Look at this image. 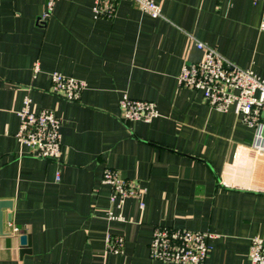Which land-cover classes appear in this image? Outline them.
Segmentation results:
<instances>
[{"label":"crops","instance_id":"1","mask_svg":"<svg viewBox=\"0 0 264 264\" xmlns=\"http://www.w3.org/2000/svg\"><path fill=\"white\" fill-rule=\"evenodd\" d=\"M156 1L158 19L132 0L108 17L95 15V0H57L45 21L48 0H0V264H175L150 258L156 226L210 232L206 264H250L251 239H264L256 130L179 76L203 59L202 42L264 80L262 3ZM52 72L86 83L78 101L51 91ZM124 94L153 101L160 116L122 120ZM26 96L60 118L58 160L18 143ZM106 168L145 189L144 208L134 198L113 208ZM112 209L124 221H110ZM108 235L124 238L123 253L108 250Z\"/></svg>","mask_w":264,"mask_h":264},{"label":"built area","instance_id":"2","mask_svg":"<svg viewBox=\"0 0 264 264\" xmlns=\"http://www.w3.org/2000/svg\"><path fill=\"white\" fill-rule=\"evenodd\" d=\"M57 0H48L47 9L42 15L48 20L55 8ZM119 0H95L93 12L96 16L108 17L115 11ZM141 11L154 19L162 17L160 5L156 0H132ZM222 1V0H219ZM254 4L262 3L261 29L264 30V0H251ZM196 47L204 52V57L198 62L184 65L179 76L180 86L199 91L210 107L218 111L233 109L241 121L256 130V140L252 148L264 153L263 123L261 120L264 109V80L250 69H244L229 63L215 49L202 42H196ZM35 74L39 72L36 65ZM51 91L64 99L76 102L80 99L86 83L74 77L59 72L50 74ZM121 119L133 123H150L160 116L158 107L153 101L134 99L124 94L119 102ZM19 130L16 134L20 145L27 147L31 153L49 159L58 160L61 156L62 137L61 120L49 109H33L32 100L26 96L23 107L18 113ZM59 180V176H57ZM102 183L111 190L110 202L113 208L121 209L130 198L139 201L144 208L145 189L135 180H128L119 171L106 168ZM115 210V209H114ZM113 209L107 213L110 221H124L122 214ZM13 234L20 229L10 222ZM210 232L191 231L183 228L156 226L149 247L152 260L171 262L175 264H206L212 249ZM125 241L121 235H108V250L115 254L123 253ZM250 264H264V239L255 236L251 239L249 251Z\"/></svg>","mask_w":264,"mask_h":264},{"label":"water","instance_id":"3","mask_svg":"<svg viewBox=\"0 0 264 264\" xmlns=\"http://www.w3.org/2000/svg\"><path fill=\"white\" fill-rule=\"evenodd\" d=\"M21 239H22V241L24 242V241L26 240V237L23 236V237H21Z\"/></svg>","mask_w":264,"mask_h":264},{"label":"trees","instance_id":"4","mask_svg":"<svg viewBox=\"0 0 264 264\" xmlns=\"http://www.w3.org/2000/svg\"><path fill=\"white\" fill-rule=\"evenodd\" d=\"M116 6V5H115Z\"/></svg>","mask_w":264,"mask_h":264}]
</instances>
